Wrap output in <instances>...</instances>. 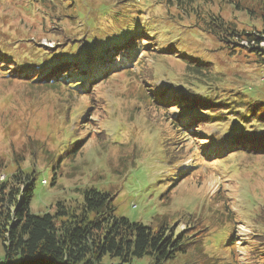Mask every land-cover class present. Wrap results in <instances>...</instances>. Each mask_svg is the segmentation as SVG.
Here are the masks:
<instances>
[{
  "label": "rangeland",
  "instance_id": "obj_1",
  "mask_svg": "<svg viewBox=\"0 0 264 264\" xmlns=\"http://www.w3.org/2000/svg\"><path fill=\"white\" fill-rule=\"evenodd\" d=\"M231 3L189 0L183 9L173 0H0V66L12 68L9 76L0 70V182L18 166L37 168L30 204L34 214L51 212L58 201L81 202L90 185L116 191V213L132 221L157 225L164 216L168 221L177 212L191 213L204 225L193 247L229 259L226 243L235 237L233 258L252 264L248 255L257 248L264 251V154L230 151L223 154L226 158L216 160L221 154H213L202 162L200 148L210 146L204 153L210 154L223 137L230 142L244 125L231 119L210 122L208 130L199 131L201 137L209 136L206 145L184 136L182 125L171 124L179 111L172 100L185 96L218 100L221 94H251L264 99V66L258 57L250 49H230L202 29L201 15L219 12L249 33L250 39L245 36L237 43L264 53V33L248 25L257 20L250 22ZM127 27L143 28L152 36L143 41L142 62L112 70L95 85L93 96L76 89L71 95L36 80L39 66H45L42 74H47L64 59L94 61ZM42 39L54 46H43ZM156 44L160 51H145ZM176 50L211 62L209 77L188 70L185 54ZM4 56L11 57L7 64ZM16 66L26 72L15 73ZM86 78L72 84L88 88ZM155 91L162 95L154 105ZM193 112L197 108H186L184 114ZM69 137L81 140L74 159L65 158V150L75 145L64 143ZM184 173L189 177L180 176ZM223 202L230 208L226 216L221 215ZM172 221L177 231L186 229L183 219ZM4 256L0 239V264ZM110 263L105 259L101 264Z\"/></svg>",
  "mask_w": 264,
  "mask_h": 264
},
{
  "label": "trees",
  "instance_id": "obj_2",
  "mask_svg": "<svg viewBox=\"0 0 264 264\" xmlns=\"http://www.w3.org/2000/svg\"><path fill=\"white\" fill-rule=\"evenodd\" d=\"M167 1L168 4L171 3V0ZM187 1L189 0H173L178 7ZM229 2H232L236 10L248 16L250 22L257 20L248 24L252 27L251 29H258L264 33V0L248 2L229 0ZM182 7L187 9L186 6ZM205 16V14L201 15L200 19L204 31L227 44L230 49L236 51L250 49V52L258 57V62L264 66V53L257 46L243 47L237 43V40L245 36L250 39L249 33L239 28L241 27L239 22L235 19L227 21L219 12L208 13ZM195 18H199L198 14H195ZM151 37L143 28L129 30L127 27L116 37L111 46L96 53L94 61L87 64L84 63V58L77 56L66 61L64 59L55 62L51 66L52 71L47 74H42L45 66H39L41 70L36 80L51 89L58 90L62 87L71 95L72 88L76 87L78 93L82 92L91 97L94 94L95 85L106 79L112 70L120 69L127 61L133 66L140 64L142 55L145 54L143 41L151 40ZM251 40H255L252 34ZM58 45L65 46L66 43L60 42ZM149 47L150 49L145 51H160L158 44L149 45ZM176 53L185 54L188 60L187 69L197 74L196 76L209 77L208 73L213 69L211 62L200 60L188 52L176 50ZM10 58L4 56L2 62L7 64ZM11 69V67L8 70L2 69L5 71V76L11 74ZM14 72L20 74L26 71L16 66ZM45 75H57V77L51 79L45 78ZM92 75L97 79L94 80ZM84 77H87L88 88L79 87V85L72 87L73 81ZM86 91L88 94L85 93ZM155 93L157 97L156 100L153 98L154 105L159 101L157 98L162 95L160 91ZM224 95L227 94H221L218 100L211 97L202 98L199 94L192 99L185 96L178 102L172 100L175 104L174 108L180 109L175 115L176 119L171 122L172 126L178 128L182 125L186 129L184 136L192 137L191 141L194 143L200 140L202 144L207 145L209 136L201 137L199 131L208 130L209 122L220 123L231 119L233 122L244 125L239 133L233 134L230 142L226 143L223 137L212 153L204 154L210 148L208 145L204 149L200 148L198 157L202 159L199 160L202 162H206L213 154H221L216 157V160L220 157L226 158L223 154L230 151L264 154V99L255 98L251 94ZM195 107L199 112L190 116L184 114L185 108ZM73 139L69 137L64 140V143L68 141L75 143L70 150H65V158L74 159L82 149L79 147L82 146L79 145L81 140ZM198 147L199 144L196 148ZM196 151L197 149L193 151L195 156ZM38 172L37 168L27 171L18 166L8 178L5 177L0 182V239L5 251L3 264H101L105 259H108L110 264H166L174 263L179 258L181 259V261L178 260L179 264H245L233 258L234 245H237V242H233L236 240L235 237L226 243L231 254L229 259L212 253L211 255L203 248L193 247L195 235L202 231L200 228L204 227L203 224H197L193 214L177 212L169 217L168 221L164 216L157 225L132 221L116 213V191L101 190L92 185L84 188V198L81 202L67 205L64 201H58L51 212L34 214L30 210V204ZM186 174L180 176L189 177ZM222 207L221 215L226 216L227 209L230 208L226 202H223ZM179 214L180 216L177 217ZM178 218L186 223L185 230L177 231L174 227L172 220ZM207 232L205 237L208 235ZM248 257L252 264H264L263 250L257 248Z\"/></svg>",
  "mask_w": 264,
  "mask_h": 264
},
{
  "label": "bare ground",
  "instance_id": "obj_3",
  "mask_svg": "<svg viewBox=\"0 0 264 264\" xmlns=\"http://www.w3.org/2000/svg\"><path fill=\"white\" fill-rule=\"evenodd\" d=\"M259 43V42H258Z\"/></svg>",
  "mask_w": 264,
  "mask_h": 264
}]
</instances>
